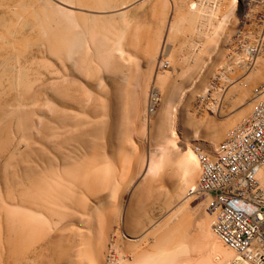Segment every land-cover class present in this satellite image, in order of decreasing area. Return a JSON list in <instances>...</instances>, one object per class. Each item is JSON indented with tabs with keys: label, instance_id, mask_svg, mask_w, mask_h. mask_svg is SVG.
<instances>
[{
	"label": "bare ground",
	"instance_id": "6f19581e",
	"mask_svg": "<svg viewBox=\"0 0 264 264\" xmlns=\"http://www.w3.org/2000/svg\"><path fill=\"white\" fill-rule=\"evenodd\" d=\"M56 1L75 8L78 12L60 7V4L57 5L52 0H0V90L7 85L6 89L0 92V264H195L197 257H192L200 255L201 251V254H205V243L217 245L220 238L213 229V214L210 216L205 212L209 215V221L208 218L195 220L199 210H196L195 206H205L209 209L212 197L207 196L204 201L200 199L201 195H205L199 191V182H196V178L201 176V167L200 172L197 170L200 174L198 176L195 174L196 168H190L193 161L189 157L179 161L170 159L173 155L171 151L174 150L172 143H175L179 135L170 130V123L173 122L169 115L174 114L172 109L179 99L178 95L184 91H181V88H186V84L189 86L187 89L192 86L189 90L185 89L186 104L180 105L178 133L182 139L197 143L200 158L206 154L202 149L204 144L205 147H217L237 128L230 130L225 138L226 129L230 125L232 127L235 121L231 124L227 123V119H223L224 114L231 115L233 111L229 109L226 114L224 109L234 108L237 112L234 111L236 114L232 117L248 116L249 110L251 113V108L257 105L260 99L258 92L264 88V49L249 58L251 49H246V53L240 56L243 58L241 65H245L241 68L249 70L247 69V74L243 76L245 79L240 81L241 83L238 81L240 84H234L235 87L230 91L228 89L226 94L229 97L223 99V109L221 108L217 117L221 116L220 119L225 123H218L217 119L213 118L214 121L208 120L204 125L201 124L203 120L194 116L200 120L199 123L194 120L196 118H192V111L191 115L189 114L191 104L198 96L205 97V90L210 84L209 75L212 72L210 66L205 68V59L203 60L205 45L208 44L206 41L203 40L206 43L202 47L195 43L192 47L189 45L191 48H186L185 67L180 64L182 70L170 67L169 70L173 72H165L167 75L157 71L153 75L157 86L160 82L166 87L170 79L174 81L168 82V85L178 84L180 89L175 88L177 85L165 88L168 89L166 96H163L162 108L159 115L152 114L150 130L148 136L146 135L156 142L157 147L154 149L150 143L152 151H147L149 154L144 168L122 189L115 183L119 179H116L119 170L116 178L114 177L119 169H116L117 156L120 155L117 152L124 150L127 144L124 145L123 140L128 134L123 130H128L122 128L130 123L127 115L130 117L131 113L127 111H130L128 106L131 104L128 105V102H135L142 89L138 79L142 75L141 71L140 74L138 71L141 69L136 67L138 52L143 54L146 50H141L144 34L142 35L143 31L141 33L138 27L140 21L135 23V27L138 25L136 29L134 25L133 29L131 25L127 27L128 24L123 20L129 7L115 9L114 5L118 0ZM235 1L237 0L233 2ZM191 4L190 6H193L195 3ZM111 6H114V9H111ZM202 6L189 7L187 12L188 4L184 6L183 1L176 4V9L186 11H175L178 19L175 16L167 17L168 13L167 16H162L163 10H160L161 13L158 11L161 17L166 16L168 19L164 18L168 21H165V25L162 24L163 18L160 20L161 17H158L164 29L167 26V41H170L169 38L173 35H170L171 28L180 19L190 22L189 25L193 22L195 29L201 23L198 21L204 16L210 20L207 15L212 8L207 9L206 3ZM212 11L210 12L213 15ZM201 26L203 28V25ZM252 30V27L246 30L250 31L247 33L252 39L250 45L262 36L260 29ZM201 32L200 35L203 33V36L204 32ZM161 38L165 39L162 34ZM158 47L163 46L158 45L149 53H153V56L156 53L159 61L162 49ZM225 51L221 50L222 53ZM154 59L156 60V57ZM220 59L222 60V57ZM35 67L38 69L35 70ZM44 69L46 76L42 74ZM104 70L108 71L106 76L113 80L114 86L105 85L104 75L102 76ZM82 76L86 82L91 80V84L87 85L85 81H81ZM125 84L128 88L133 85L131 88L134 91H131V88L128 90ZM153 88L151 86V89ZM156 88L152 90V94L157 92ZM8 93H15L16 96L12 97ZM5 94L10 97H5ZM231 95L233 100H230ZM128 97L136 99L131 101ZM237 102L241 105L246 103L240 106ZM134 104L132 103L131 107ZM217 111L215 110V115ZM137 114L139 115L138 110ZM123 115L126 116L123 118ZM125 119L127 126L122 121ZM169 148L173 150L170 151ZM160 170L162 175L159 174ZM181 170L183 181L179 182L178 178L177 183H172L171 178L181 174ZM122 171L118 176L122 175ZM177 171L178 173H175ZM158 174L161 175L160 182L156 184L154 177ZM182 190L187 193L180 198L179 203L169 208L170 210L167 209L168 217L164 216L165 221L160 219L144 231H132L128 220L139 217L135 211L137 208H134L136 193L139 194L137 196L140 200H145L144 197L156 194L164 196L166 192L167 201L164 202L168 206L173 202L172 199H179ZM112 199L120 200V204L116 205L118 216L113 227L107 222ZM220 241L223 245H218L226 254V258L217 264H233L237 254L233 250L226 251L223 247L225 244L221 239ZM229 249L227 247V250ZM197 251L200 253L197 254Z\"/></svg>",
	"mask_w": 264,
	"mask_h": 264
},
{
	"label": "rangeland",
	"instance_id": "374dc122",
	"mask_svg": "<svg viewBox=\"0 0 264 264\" xmlns=\"http://www.w3.org/2000/svg\"><path fill=\"white\" fill-rule=\"evenodd\" d=\"M53 2L55 1V3L57 4V5H59L60 7H63V8H65V9H67V10H74V12H78V10L77 9H75V8H70V7H68V6H66V5H62L60 2H57L56 0H52ZM176 1H177V3H176ZM183 1V3H184V6L185 5H187L188 4V9L186 10L187 12H188V10H189V7L191 8V7H193V6H195V8H197V6L199 7V6H202V4L205 6V3H206V5H207V9H211L212 8V10H215V11H212V10H210V11H212L213 12V15H215V16H213L212 15V13L210 12V11H208V15L207 16H210V18L212 19L213 18V20H209V18L207 19V17H203L202 19H201V21H198L199 23L201 22H204V23H200V25L198 26H196V24L197 23H195V26H196V29L195 28H193L194 26H192V24H193V22H191L192 24L191 25H189V23H188V21H186V22H184L183 21V19L179 22H176L175 24L176 25H174V27L173 28H175L174 30H173V28H171V32H170V35H171V33L173 34L172 35V37L171 36H169V37H171V38H169V39H171L170 41H167V39H166V31H167V26H165V29H164V26L163 25H161V23H162V21L161 22H159V20H158V17H161L158 13L160 12V10L162 11L163 10V12H165L164 14H163V12L161 13L162 14V16L163 15H166L167 13L169 14V16H167V17H172V16H177V13H179L180 11H181V13H186V11L185 12H183V9L181 10V8H177L176 9V7H175V5L176 4H181V2ZM185 1V2H184ZM188 3H187V2ZM204 3H203V2ZM208 0H192V2L190 1V0H181V1H178V0H118L117 1V3L114 5L116 8L115 9H117V10H119V8H122V7H129L128 9H126V15H125V19L123 20L122 18H121V20H123L124 21V23L127 25L128 24V26L127 27H129L130 25H131V28H132V25H134V27H135V23H138L139 21V23H138V27H140V32L141 31H143V33H142V35H143V38L144 39H142V48H141V50L143 49V48H145L146 50H144L143 51V54L141 53V51L140 52H138L139 54L141 53V55H137V58H138V60L136 59V61H137V63H136V67L138 66V68H140L141 70H138L139 71V74H140V71H141V73H142V75L138 78L139 79V81L141 82V87H142V89L139 91V92H141V93H137L138 94V97L136 96V95H134V96H136V98H130L131 99V101L133 100V99H136L135 100V102H132L133 104L134 103H136V104H138V105H136V104H134L133 105V107L135 108V109H133V107H131L132 106V103L130 102H128L130 99H129V97H128V99L129 100H127V102H128V105H130V107L127 105V103H126V107L128 106V108H131L130 109V111L128 110H126L127 111V113H129L130 115V117H128V115H127V119L129 118L130 119V123H129V126H127L128 125V123H126L127 121V119H125V120H122L123 121V124L125 123L126 125L125 126H127V127H125V128H122V129H126L127 128V130L128 131H126V130H123V131H125L126 132V134H128V135H126L125 137L126 138H124V140H123V143H124V145H125V143H127L126 144V147H124V150H120V151H118L117 153H120V155L118 154V156H117V160H118V162L116 163L117 164V166L118 167H116V169L117 168H119V169H117V171H116V173H115V177L114 178H116V174H118V170H119V174L121 173L120 171H122V175L121 176H118L117 175V178L116 179H118V177H119V179H121V180H119L118 179V181H115V183L117 184H119V186H118V188L120 187V188H122V189H124V188H126L128 185H129V183H130V180L132 179V178H134V177H136L139 173H140V171L144 168V166H145V164H146V162L145 161H147V154H149L150 153V151H148V150H151L152 151V144H153V147H154V149L157 147V145H156V142L155 141H152L151 139H149L147 136H148V132H149V130H150V126H151V119H152V117H153V115L152 114H156V115H159V112H160V110H161V108H162V105H163V98L166 96V94H167V89H165L166 87H172V85H174V84H172V85H168V82L170 83V81H171V83H172V81H174V80H170L169 79V81L167 82V85H166V87H165V85H163V83H161L160 84V82H159V85L157 86L156 85V83H155V81H154V76L153 75H155V73L158 71H161V74L162 75H167L166 73L167 72H173V70H169V69H171L172 67L173 68H176L177 70H182L183 68H182V66L180 65V64H182L183 65V67H185L184 65H185V58H184V56H186V48L187 49H189V48H191L193 45H195V43L197 44V46H204V44L207 42L208 44H207V46L205 45V49H204V52H203V60H204V64H205V68H206V66L207 67H209L210 66V69H211V71L210 72H212V73H210V75H209V82H210V84H209V86H208V88L205 90V97H201L202 95H200V96H198L197 97V100H195V102L193 103V104H191V106H192V109H191V107H189V110H190V112H189V114L191 113V111H192V113L191 114H193L192 115V118H198V119H200V120H203V122L201 121V124H204V122H206V121H212L213 120V118H214V120H216V121H218V123L220 122V123H225L224 121L222 122V118H221V116L220 117H217L218 115H219V113H220V111L223 109L221 106H222V103H224V101L225 100H223V99H227L229 96H228V94H226V93H228V89H229V91H230V89H233L232 87H235V85H238V83L241 81H243L244 79H245V77H243L244 76V74H247V71L249 70L248 68H243V67H245V65H241V64H243V63H241L242 61H243V58L242 57H240L241 55H243V53H246L245 51H246V48H248L249 47V41H248V35H247V33L248 32H250V31H246L245 32V34H241L240 32H241V29L244 27V25H245V23L249 26L250 24H251V22H253V20L254 19H256L259 15H260V13H261V9L260 8H258V3L261 1V0H237V1H235V2H233L232 0H217L218 2H216V0H209L208 2H207ZM64 2V1H63ZM75 2V1H74ZM173 2H175V3H173ZM198 2H199V4L200 5H198ZM202 2V3H201ZM225 2V3H224ZM132 3V4H131ZM190 3H195L193 6H190ZM217 3H218V5H217ZM68 4V3H67ZM70 4V3H69ZM175 4V5H174ZM191 4V5H192ZM233 4V5H232ZM73 5V4H72ZM222 5V6H221ZM114 6H111L110 8L111 9H114ZM209 6V7H208ZM203 7V6H202ZM211 7V8H210ZM185 8H187V7H185ZM194 8V9H195ZM220 8V9H219ZM111 9H109L110 11H116V10H111ZM175 9V10H174ZM219 9V10H218ZM108 10V9H107ZM178 10H180V11H178ZM159 11V12H158ZM177 13H176V12ZM72 13H73V11H71ZM118 12V11H117ZM156 12H157V15H156ZM174 13L176 14V15H174ZM170 14H171V16H170ZM212 16H211V15ZM181 15V14H180ZM166 16H164V17H161L160 18V20H162V18H163V23L162 24H165V21H166V23H168V19H167V17ZM180 17V16H179ZM130 18V19H129ZM136 18V19H135ZM137 18H138V20H137ZM164 18H166L167 20H165ZM173 18V17H172ZM171 18V19H172ZM204 18H206V19H204ZM176 19H178L177 17H176ZM131 20V21H130ZM135 20V21H134ZM206 20V21H205ZM123 21H122V23H123ZM137 21V22H136ZM210 21V22H209ZM127 22V23H126ZM132 22V23H131ZM145 22V23H144ZM182 22V23H181ZM184 22V23H183ZM177 23L178 24H180V25H177ZM188 23V24H187ZM198 23V24H199ZM207 24V25H206ZM142 25V26H141ZM166 25V24H165ZM168 25V24H167ZM194 25V24H193ZM201 25H203V28H202V26ZM137 26L135 27V29L137 28ZM175 26H177V28L175 27ZM192 26V27H191ZM205 26V27H204ZM133 27V28H134ZM180 27V28H179ZM199 27H201L202 29H198ZM132 28V29H133ZM249 28V27H248ZM164 29V30H163ZM177 29V30H176ZM194 31H193V30ZM197 30V31H196ZM199 30V31H198ZM204 30V31H203ZM209 30V31H208ZM146 31V32H145ZM184 31V32H183ZM204 32V35L202 36V32ZM175 32V33H174ZM194 32H196V33H194ZM200 32L202 33L201 35H200ZM163 33H165L164 34V36H163ZM198 33H199V35H198ZM161 34H162V37L163 38H165V39H162L161 38ZM190 34V35H189ZM194 34V35H193ZM191 37V38H190ZM201 37V38H200ZM162 39V40H161ZM168 39V40H169ZM203 40L204 41H206L205 43L203 42ZM157 41V42H156ZM159 41V42H158ZM191 41H193L192 43H194V44H192L191 43ZM163 42H165V43H163ZM203 42V43H202ZM151 43H154V45H152ZM168 43V44H167ZM188 44V45H187ZM192 44V45H191ZM202 44V45H201ZM163 46L161 49H162V51H160V58H159V61L157 60L158 58V56H156V53L154 54V56L152 55V54H150L151 53V51H152V49L153 48H157V46ZM191 47H190V46ZM152 46V47H151ZM154 46V47H153ZM166 46V47H165ZM159 48V47H158ZM159 48V49H160ZM164 48V49H163ZM182 48V49H181ZM222 49H225L226 51L224 52V53H222L221 52V50ZM176 50V51H175ZM232 50V51H231ZM208 51V52H207ZM150 52V53H149ZM221 53H222V55H221ZM238 53V54H237ZM174 56V57H173ZM156 57V60L154 59V58ZM171 57V58H170ZM222 57V60L220 59ZM163 58V59H162ZM184 58V59H183ZM224 58V59H223ZM238 58V59H237ZM239 58H240V60H239ZM155 61H154V60ZM169 59V60H168ZM171 59V60H170ZM135 60V59H134ZM162 61V62H161ZM166 61V62H165ZM169 61V62H168ZM219 61V62H218ZM237 61V62H236ZM156 62H158V63H156ZM161 62V63H160ZM165 62V63H164ZM181 62H184V63H181ZM225 62V63H224ZM239 62H240V64H239ZM138 63H139V65L141 66H139L138 65ZM150 63V64H149ZM162 63H163V65H162ZM157 64V65H156ZM225 64V65H224ZM239 64V65H238ZM170 65V66H169ZM161 66H163V67H161ZM241 66H243L242 68H241ZM157 67V68H156ZM160 67V69H158ZM169 67V68H168ZM171 67V68H170ZM179 67H180V69H179ZM217 67V68H216ZM247 67V66H246ZM182 68V69H181ZM233 68V69H232ZM35 70L36 69H38V67H35L34 68ZM164 69V70H163ZM248 69V70H247ZM45 70V69H44ZM44 70H42V74H43V76H46V70H45V72H44ZM227 70V71H226ZM104 71H105V73H104ZM104 71H102L103 73H102V76L104 75V77L103 78H105L104 80V82H105V85L106 86H109V87H112V86H114V82H113V80H111V79H109L110 77L108 76H106V74L108 75L109 73H107L108 71L107 70H104ZM166 72V73H165ZM235 72V73H234ZM160 73V72H159ZM241 73V74H240ZM137 74H138V72H137ZM143 76V77H142ZM32 77H34V76H32ZM83 77L84 76H82V79H81V81L83 80ZM89 78H90V76H88ZM107 77V78H106ZM153 77V78H152ZM89 78H86L87 80L89 79ZM92 78V77H91ZM242 78V79H241ZM107 79V80H106ZM198 79V78H197ZM6 80V79H5ZM142 80V81H141ZM153 80V81H152ZM85 80H83V82H84ZM90 83H89V82ZM87 82L85 81L84 83H86L87 85H89V84H91V80H88ZM239 81V82H238ZM154 82V83H153ZM162 82V81H161ZM196 82V81H195ZM235 82V83H234ZM237 82V83H236ZM240 82V83H241ZM7 83V81H5V84ZM107 83V84H106ZM233 83V84H232ZM239 83V84H240ZM235 84V85H234ZM126 85L127 84H125V87H126ZM129 85H132V84H129ZM153 85H154V88H153ZM161 85H163V86H161ZM178 87H177V86ZM195 85V84H194ZM133 86V85H132ZM131 86V87H132ZM151 86H152V88L153 89H155L156 88V86H157V88L156 89H158V90H156L157 92H155V93H153L152 94V90L153 89H151ZM176 86V87H175ZM184 86H186V88H181V91L184 89V91L181 93V94H179L178 95V100H177V102H176V105L173 107V111H172V113L174 112V114H170L169 116L172 118V121L171 122H173V123H170L171 124V128L172 129H170V130H173L176 134H178L177 136L179 137H176V135H175V137H176V139H175V143H172L173 145V147H174V150L173 149H171V148H173L172 146H171V148H169V150L171 151V150H173V151H171V153L173 154L171 157H170V159H173L172 161H179L181 158H190L191 159V161H193V165L191 164V166H190V168H192L193 170H195V168H196V170H195V174H197L198 176L200 175L199 174V170H200V162H199V159H200V157H199V155H198V151L200 152V150L198 149L199 147L197 146V143L196 142H193L192 140L190 141H187V140H184V139H182V137H180L181 135L179 134L180 133V129H179V124H180V122H179V118H180V105H183V104H186V98H185V96L184 95H186L185 94V89L186 90H189L190 88H192V86H190V88L189 89H187L189 86H187V84L186 85H184ZM243 86V85H242ZM241 86V87H242ZM6 87H7V85H5V86H3L2 87V89H6ZM38 87V86H37ZM129 86L127 85V89L128 90H130V88H128ZM134 87V86H133ZM159 87H163V88H159ZM173 87H175V88H179L180 89V86L178 85V84H175ZM183 87V86H182ZM227 87H229V88H227ZM260 87V86H259ZM258 87V88H259ZM150 88V89H149ZM226 88V89H225ZM1 89V90H2ZM131 89H133V88H131ZM160 89V90H159ZM1 90H0V92H1ZM151 90V91H150ZM3 91V90H2ZM131 91H134V89L133 90H131ZM130 91V92H131ZM159 91V92H158ZM164 92V93H163ZM132 93V92H131ZM9 94V93H8ZM8 94H5L4 96L5 97H10V96H16V94L14 93V95H13V93L12 94H9L10 96H8ZM154 94H156V95H154ZM258 94H259V97L261 96V92H258ZM141 95V96H140ZM154 95V96H153ZM131 96V95H130ZM132 96H133V94H132ZM131 96V97H132ZM151 96V97H150ZM164 96V97H163ZM222 96V97H221ZM225 96H227V97H225ZM152 97H154V98H152ZM201 97V98H200ZM224 97V98H223ZM231 98H230V100L232 99L233 100V96L231 95L230 96ZM154 101H153V100ZM156 100V101H155ZM153 102V103H152ZM33 104H37L36 102H32ZM30 104V106L31 105H33V104ZM238 103V102H237ZM246 102H243V104H245ZM38 104H40V103H38ZM37 104V105H38ZM220 104V105H219ZM239 104V103H238ZM242 104V105H243ZM240 106H242L241 104H239ZM125 106V105H124ZM32 107V106H31ZM137 107V108H136ZM254 107H256V105L254 106ZM251 108L253 111L252 112H254V110H255V108ZM127 108V109H128ZM145 108V109H144ZM222 108V109H221ZM125 109V108H124ZM229 109L232 111V112H234V111H236V110H234V108H225L224 110H226V114H228V112H229ZM136 110V111H135ZM137 110H138V113H139V115L137 114ZM215 110H218L217 111V113H216V115L214 114L215 113ZM132 111V112H131ZM135 111V112H134ZM152 111H153V113H152ZM230 111V112H231ZM250 111L251 110H249V113L247 114L248 116H246V115H240V116H235V117H232L233 115H235L236 114V112H234V113H232L231 112V115L230 114H228V115H225L224 114V118L223 119H225V121H226V119H227V123H231V124H234V121H235V124L231 127V125H230V127H228L227 129L229 130H227L226 129V134H225V138H226V136H227V134L230 132V130H232V129H234V128H236V127H238L241 123H243L245 120H247L248 118H250L252 115H253V113L251 114L250 113ZM124 112V111H123ZM125 114H126V112H125ZM132 114H134V115H132ZM137 114V115H136ZM190 114V115H191ZM221 115V114H220ZM124 116H126V115H123V118H124ZM131 116H132V118H131ZM194 116H196V117H194ZM226 116V117H225ZM170 117H169V119H170ZM191 117V116H190ZM216 117V118H215ZM223 117V116H222ZM240 118V117H242V118H240L239 120L237 119V118ZM126 118V117H125ZM151 118V119H150ZM197 118L196 119H194L195 121H197V122H199L200 120H197ZM221 118V119H220ZM229 118V119H228ZM232 118V119H231ZM129 119H128V122H129ZM219 119V120H218ZM237 119V120H236ZM143 120V121H142ZM145 120L147 121V122H145ZM174 120V121H173ZM213 120V121H214ZM237 121V122H236ZM233 122V123H232ZM132 123V124H131ZM144 123V124H143ZM200 123V122H199ZM131 124V125H130ZM150 124V125H149ZM173 125V126H172ZM205 125V124H204ZM178 128H177V127ZM123 127V126H122ZM130 129H129V128ZM146 127V128H145ZM148 128V129H147ZM230 128V129H229ZM177 129V130H176ZM169 130V131H170ZM173 131H170V132H172L173 133ZM128 132V133H127ZM179 132V133H178ZM147 135V136H146ZM127 136H128V138H127ZM130 138V139H129ZM129 139V140H128ZM131 140V141H130ZM152 141V142H150V141ZM225 139H223V141H224ZM126 141V142H125ZM164 142V140H161V142ZM222 141V142H223ZM147 142V143H146ZM221 142V143H222ZM150 143H152V144H150ZM221 143H219V145H217V147L216 146H214L213 147V145H211V147H210V145L208 146H206L205 147V144L203 145V151L204 152H206V155H208V156H214L215 154H216V150L215 149H217L218 150V148H219V146H220V144ZM129 144V145H128ZM131 144V145H130ZM133 144H134V146H133ZM195 144V145H194ZM137 145V146H136ZM156 145V146H155ZM133 146V147H132ZM151 146V147H150ZM176 146V147H175ZM150 147V148H149ZM126 148V149H125ZM131 148V149H130ZM138 148V149H137ZM207 148H211V150H213V151H211V150H208ZM128 149V150H127ZM134 150V151H133ZM140 150V151H139ZM207 150V151H206ZM130 151V152H129ZM149 153H148V152ZM196 151V152H195ZM174 152V153H173ZM212 152V153H211ZM117 153H116V155H117ZM143 153V154H142ZM146 154V155H145ZM190 154V155H189ZM192 154V155H191ZM205 154V153H204ZM213 154V155H212ZM183 155V156H182ZM194 155V156H193ZM197 155V156H196ZM135 156V157H134ZM142 157V158H141ZM173 157V158H172ZM199 157V158H198ZM177 158V159H176ZM176 159V160H175ZM143 161H144V163H143ZM132 163V164H131ZM125 165V166H124ZM126 167V168H125ZM176 167H177V165H176ZM122 169V170H121ZM125 169V170H124ZM132 170V171H131ZM134 170V171H133ZM178 170V169H177ZM199 172H198V171ZM179 171V170H178ZM178 171L177 172H175V173H178ZM182 172V170L180 171V173ZM162 170H160V173L159 174H161L162 175ZM159 174L158 175H156L155 177H154V181L156 182V184H159V182H160V180H159V178H160V176H159ZM197 175H195L196 177H197ZM182 176V173L181 174H179V175H177V177H175L174 179L173 178H171V182L172 183H177L179 180V182H181V181H183V180H181V178H184V176L183 177H181ZM178 178H180L179 180H178ZM199 178H200V176H199ZM199 178L197 177L196 179H197V183L199 182ZM173 180L175 181V182H173ZM176 180H178L177 182H176ZM120 181V182H119ZM154 182V183H155ZM168 183L169 184H172V183H170L169 181H168ZM167 183V184H168ZM197 183H196V185H197ZM114 184V183H113ZM117 184V185H118ZM121 184V185H120ZM168 184V185H169ZM126 185V186H125ZM184 193V190H182V194ZM185 193H187V191L185 192ZM185 193L182 195L181 193V195H179L180 197H176L178 200H176L175 201V198L174 199H172L173 200V202L171 201V205H168L167 206V204H166V202H164V201H167V193L165 192V194H164V196H163V194H161L162 196H160V195H158V194H156V195H151V197H144L145 198V200H143V199H139L138 198V196H137V194L138 193H136L135 194V196H136V199H135V197H134V199L136 200V202H135V205H134V208L136 209L135 211H137L136 213H137V216H139V217H137L138 219H134V218H131V220H128V223H129V221H130V228L131 229H133L132 231H137V232H140V231H144L146 228H148V227H150L151 225H152V223L154 224V223H156L157 221H159L160 219H162V220H164L165 221V217H168L167 216V213H168V210H170L169 208H171L172 206H174V205H176L177 203H179L180 202V198L181 197H183L184 195H185ZM139 195V194H138ZM158 195V196H157ZM207 198V196L206 195H201L200 196V199L201 200H205ZM116 199H118V197H116ZM116 199H112L111 201L113 202V203H111L110 202V205H109V208L108 209H110L108 212V214H107V222H108V224L111 226V227H113V225L116 223V221H117V216H118V210H117V206L120 204L119 203V201L120 200H116ZM159 199V200H158ZM165 199V200H164ZM138 200V201H137ZM148 200V201H147ZM140 201V202H139ZM147 201V202H146ZM150 201V202H149ZM144 202V203H143ZM145 202H146V204H145ZM137 203V204H136ZM139 203H142L141 205L139 204ZM150 205H149V204ZM168 203V202H167ZM172 203H173V205H172ZM115 204V205H114ZM143 204H144V206L145 205H147V206H145V208H144V206H143ZM166 204V205H165ZM168 204H170V203H168ZM211 205H212V200H211V203H210ZM117 205V206H116ZM138 205V206H137ZM139 205H140V207H139ZM149 205V206H148ZM211 205H209V209H210V206ZM139 208V209H138ZM140 208H142V209H140ZM144 208V209H143ZM147 208V209H146ZM195 208H196V210L197 209H199L198 211H197V217H196V221L198 220V219H202V220H204V219H206V218H208V221L210 220L209 219V215L210 216H212V213H211V211L207 208V207H198L197 205L195 206ZM207 208V209H206ZM146 209V210H145ZM168 209V210H167ZM148 210V211H147ZM146 211V212H145ZM207 214H209L208 216L206 215V213ZM149 213V214H148ZM148 215V216H147ZM109 216V217H108ZM165 216V217H164ZM207 216V217H206ZM147 217V218H146ZM149 217V218H148ZM140 218V219H139ZM165 218V219H164ZM211 218V217H210ZM146 219V220H145ZM114 220V221H113ZM137 221V222H135V221ZM194 220V221H195ZM150 221V222H149ZM154 221V222H153ZM212 221V220H211ZM110 222H111V224H110ZM139 223H141V224H139ZM210 223H212V222H210ZM133 224H135V225H133ZM128 225V224H127ZM141 226V227H138V226ZM111 229H113V228H111ZM142 233V232H141ZM140 234V233H139ZM219 239V238H218ZM206 242V241H205ZM221 244L222 242L220 241V239L218 240V243H217V245L216 244H209V245H206V243H205V254H204V257H205V259L203 258V254H201L203 251H201V253H200V251H197V254L198 253H200V255L198 256V255H195V256H193L192 258L193 259H195L196 257H197V259H198V261H197V259L196 260H194V262H195V264H217V262H221L222 260H225V258H226V254H224L223 253V251L222 250H220L221 248H220V246L218 245V244ZM221 245H223V244H221ZM213 246V247H212ZM219 246V247H218ZM211 247V248H210ZM224 248H225V250L226 251H232L231 249H229V250H227V247L224 245L223 246ZM208 249V250H207ZM212 250V251H211ZM220 250V251H219ZM208 251V252H207ZM210 252V253H209ZM195 254V252H193L192 253V255H194ZM201 256V257H200ZM225 256V257H224ZM201 259V260H200ZM204 259V260H203ZM203 260V261H202ZM197 262V263H196ZM202 262V263H201ZM212 262V263H211ZM214 262V263H213ZM230 262V261H229ZM232 262V261H231ZM227 264H230V263H227Z\"/></svg>",
	"mask_w": 264,
	"mask_h": 264
},
{
	"label": "built area",
	"instance_id": "2783aa9c",
	"mask_svg": "<svg viewBox=\"0 0 264 264\" xmlns=\"http://www.w3.org/2000/svg\"><path fill=\"white\" fill-rule=\"evenodd\" d=\"M258 4L260 15L241 29L262 31L253 45L248 38V58L264 49V0ZM200 167L198 189L212 197L213 229L237 254L233 264H264V92L253 115L228 134L215 156L201 155Z\"/></svg>",
	"mask_w": 264,
	"mask_h": 264
}]
</instances>
